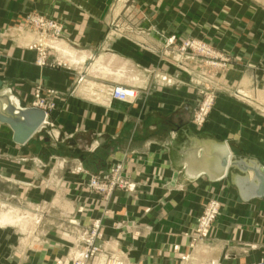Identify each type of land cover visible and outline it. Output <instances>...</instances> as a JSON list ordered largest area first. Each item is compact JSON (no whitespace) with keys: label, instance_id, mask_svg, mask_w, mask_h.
Wrapping results in <instances>:
<instances>
[{"label":"crops","instance_id":"0c3cea01","mask_svg":"<svg viewBox=\"0 0 264 264\" xmlns=\"http://www.w3.org/2000/svg\"><path fill=\"white\" fill-rule=\"evenodd\" d=\"M33 11L60 21L62 35L52 37L22 25ZM177 29L178 21L167 17L163 7L150 12L116 6L115 0H0L1 79L22 105H32L37 85L55 102L43 125L53 124L47 132L55 149L48 160L45 151L34 148L33 139L19 145L12 129L0 123V212L6 204L4 180L21 192L15 206L33 209L43 202L35 192L40 170L52 180L46 187L56 186V201L67 212L75 210L70 217L83 224L101 219L102 249L92 264H254L264 259V197L244 201L235 185L239 201H222L215 227L190 246L206 202L196 201L197 190L204 188L206 196L209 184L219 181L205 175L189 180L171 160L172 142L187 126L226 140L234 156L264 165V70L238 64L228 74L235 75L240 94L236 108H215V121L209 118L203 129L184 123L198 95L182 68L189 65L199 75L206 65L170 45L168 38ZM40 43L50 48L46 66L36 63ZM115 85L133 87L135 101L112 97ZM103 149L104 169L123 163L124 172L146 193L136 200L126 195L124 201H97L96 194L85 193L78 182L88 177L83 166L96 171L100 166L94 163L102 157L97 151ZM85 151L91 152L88 161L83 159ZM57 174L63 176L61 182ZM149 175L154 177L148 180ZM36 218L35 213V223L26 231L0 223V264H56L57 259L79 255L81 248L70 254L66 235L59 236L54 228L39 229ZM120 220L124 227L114 226Z\"/></svg>","mask_w":264,"mask_h":264},{"label":"rangeland","instance_id":"374dc122","mask_svg":"<svg viewBox=\"0 0 264 264\" xmlns=\"http://www.w3.org/2000/svg\"><path fill=\"white\" fill-rule=\"evenodd\" d=\"M115 2L116 6L123 5L125 8H149L150 12L155 11L157 7H163L167 17H173L175 22L178 21V29L173 31L174 34L168 38V42L169 39L173 37V43H170V45L177 47L179 53L184 54L186 58L190 57V60L197 59L202 64L206 65V68L201 67L199 75L192 71V67L189 65L188 69L182 68L183 71L189 74V80L196 85L198 95L193 113H183L184 116L182 119H184V123L192 122L197 129H203L209 118L212 119L213 122L215 121L213 116V110L215 108L219 111L220 109H224L223 107L225 106L229 109L236 108L237 101L240 99V94L237 90L235 75H232L233 77L231 75L228 77L229 70L236 69L237 65L242 63L246 65H256L258 68L264 70V0H115ZM37 15H43L47 18L54 19L39 11H33L25 15L21 24L32 26L41 34L54 37L51 30L44 32L33 22L31 17ZM54 20L58 21L57 19ZM185 40L199 41L205 44L211 49V54H205L200 51L198 47L195 48V46L194 48L189 47L188 51L184 52L182 47ZM36 48L38 53L39 49H46L49 57L50 48L47 45L45 46L40 43ZM188 63L190 64L191 62ZM197 69L199 68L197 67ZM193 77L196 78V82L193 81ZM122 86L134 89L129 85ZM45 97L51 105V110L54 109L55 102L48 99L47 96ZM136 98H134V101ZM205 101L209 102L208 112L203 122L199 123L197 121V116L199 115L200 107ZM52 127L53 124H50L48 128L42 126L32 138L34 148L39 151V153L44 148L48 151L55 149L52 136L47 132V130ZM81 147H83V145ZM62 149L67 150L69 148L62 147ZM90 151H85L84 154H82L84 155L83 159H85V161H88V154L91 153ZM97 152L98 155L102 157L99 159V162L94 163V165L100 167L96 169V171H91L89 167L83 166L82 170H84L86 176L88 175V177H90L80 178L78 181L82 188H86L85 193L96 194L97 201H112L113 198L115 201H124L123 199H125L126 195L136 200L141 197L143 193H146L145 190L140 189L135 179L130 174L124 172L123 163H117L112 166L110 170L106 171L104 169L105 167H103V161L105 159L103 156H105L107 150L103 149ZM118 165H120L119 169ZM70 167H68L67 170L71 171L72 168ZM231 171H234V169H231ZM24 173H27V170H24ZM58 176L59 178L57 180L61 182L63 176ZM93 177H96L102 184H106L108 189L99 190L93 187L91 185ZM152 177H154V175H151V177L149 175L148 180ZM65 180L66 179H64V181ZM49 182H52L50 175L47 176L44 172L39 170L36 178V184L38 186L35 192L38 196H43L40 198V201L43 202H37L34 206L35 208L33 207L32 209L29 205L20 207L14 205V201H19L18 197L21 192L11 184L13 183L12 181L4 180L3 191L5 194L3 196L6 204L3 206L4 209L0 212V223L14 224L18 226L17 228L26 231L34 225L36 213L38 217L36 218V222L39 229L54 228L59 236H61V234H63V236L66 235L65 237L69 244L70 254L71 249L74 248H81L83 250L84 239L93 221H101V219H92L90 222L84 224L78 223L76 218L70 217V215L74 214L75 210L67 212L68 209L64 208L65 206L61 205L60 201H56V199H58L56 198L57 196H55L58 192L55 189L56 186L53 189L46 187V183ZM1 183L2 181L0 180V184ZM111 185L113 186L112 189H110ZM201 191L204 193V188L197 190L196 201H202V199L206 201L203 205L202 213L208 201L215 199L220 202V211L206 233L208 236L215 227L216 221L220 216L223 207L222 201L239 200L230 174L224 180L209 184L206 191L208 196H204ZM69 192L71 193V191ZM184 192L189 193L190 191L185 190ZM117 193L119 195H117ZM51 194L52 196L50 197ZM85 201H88V198ZM75 207L76 205L74 208ZM19 209H21V211ZM83 209L82 207L79 208L81 211ZM67 213H69L68 218ZM199 217L191 231L190 246L191 244L195 245L200 239L207 237L202 236L198 238V240H194V236H196L197 233V222ZM113 224L116 227L122 228L125 225V221H115ZM82 250L79 252V255L75 256L73 254L67 261L57 259L56 264H72L75 259L81 256ZM92 260L89 264H92ZM118 264H123V261L119 260Z\"/></svg>","mask_w":264,"mask_h":264},{"label":"water","instance_id":"95a60500","mask_svg":"<svg viewBox=\"0 0 264 264\" xmlns=\"http://www.w3.org/2000/svg\"><path fill=\"white\" fill-rule=\"evenodd\" d=\"M49 119L45 109L22 105L12 87L0 77V123L12 129L15 143L26 144ZM43 151L48 160L50 152L45 148ZM171 160L189 180L205 175L216 182L230 174L242 200L264 197V165L257 159L234 156L226 140L209 132L195 133L182 127L172 142Z\"/></svg>","mask_w":264,"mask_h":264},{"label":"built area","instance_id":"2783aa9c","mask_svg":"<svg viewBox=\"0 0 264 264\" xmlns=\"http://www.w3.org/2000/svg\"><path fill=\"white\" fill-rule=\"evenodd\" d=\"M33 22L38 25L44 32H47L48 30H51L53 33L52 35L54 37H60L63 33L64 26L62 23L47 18L43 15H37L32 16ZM170 43H173V37L169 39ZM197 48L202 51L205 54H211V49L207 47L205 44L200 43L199 41H193V40H185L182 50L184 52L188 51L189 47ZM36 63L40 66H45L48 64V53L46 49H39L38 57L36 59ZM130 88L124 87L122 85H115L111 90V95L114 98L124 100V101H132L137 95L136 90L134 89V92L130 95L128 93V90ZM34 99L32 101L33 106H38L43 109H45L47 115H49V111L51 110L50 103L46 100L45 95H43L42 87L40 85H37L34 88ZM209 108V102L205 101L203 105L200 107L199 115L197 116V121L199 123H202L205 115L208 112ZM48 122V120L45 121L44 125ZM120 168V165H118V169ZM91 185L99 190H107L106 184H102L96 177H93L91 181ZM113 186H110V189H112ZM220 211V202L213 199L212 201H208L206 203V208L203 211V213L200 215L198 222H197V233L196 236H194V240H198V238L202 236H207L206 233L212 224V222L217 217V214ZM103 237V228L102 223L100 220L93 221L85 239H84V247L81 253V256L73 261L72 264H89V262L93 259V257L96 255L100 249H102V244L100 240ZM191 246H194L191 244ZM255 264H264V259L258 261Z\"/></svg>","mask_w":264,"mask_h":264},{"label":"bare ground","instance_id":"6f19581e","mask_svg":"<svg viewBox=\"0 0 264 264\" xmlns=\"http://www.w3.org/2000/svg\"><path fill=\"white\" fill-rule=\"evenodd\" d=\"M128 93L131 95V92H129V90H128ZM123 101V100H122ZM233 151V150H232Z\"/></svg>","mask_w":264,"mask_h":264}]
</instances>
